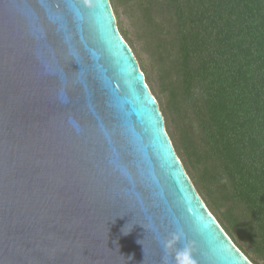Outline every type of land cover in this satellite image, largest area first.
Instances as JSON below:
<instances>
[{
    "label": "water",
    "instance_id": "1",
    "mask_svg": "<svg viewBox=\"0 0 264 264\" xmlns=\"http://www.w3.org/2000/svg\"><path fill=\"white\" fill-rule=\"evenodd\" d=\"M0 0V264H253L198 194L110 0Z\"/></svg>",
    "mask_w": 264,
    "mask_h": 264
},
{
    "label": "trees",
    "instance_id": "2",
    "mask_svg": "<svg viewBox=\"0 0 264 264\" xmlns=\"http://www.w3.org/2000/svg\"><path fill=\"white\" fill-rule=\"evenodd\" d=\"M110 2L198 194L264 264V0Z\"/></svg>",
    "mask_w": 264,
    "mask_h": 264
},
{
    "label": "clouds",
    "instance_id": "3",
    "mask_svg": "<svg viewBox=\"0 0 264 264\" xmlns=\"http://www.w3.org/2000/svg\"><path fill=\"white\" fill-rule=\"evenodd\" d=\"M185 240V233L177 228L167 238L160 240L164 250V264H198L196 257V246L193 241H188L182 248L178 247Z\"/></svg>",
    "mask_w": 264,
    "mask_h": 264
},
{
    "label": "snow or ice",
    "instance_id": "4",
    "mask_svg": "<svg viewBox=\"0 0 264 264\" xmlns=\"http://www.w3.org/2000/svg\"><path fill=\"white\" fill-rule=\"evenodd\" d=\"M85 6L91 7V5L89 3V0H82V3H80V4L67 2V3H65L63 5L60 4V3H57L55 5V7L58 8V9L66 8L69 12H76L77 14H79L81 11L86 10Z\"/></svg>",
    "mask_w": 264,
    "mask_h": 264
},
{
    "label": "rangeland",
    "instance_id": "5",
    "mask_svg": "<svg viewBox=\"0 0 264 264\" xmlns=\"http://www.w3.org/2000/svg\"><path fill=\"white\" fill-rule=\"evenodd\" d=\"M120 13H122L123 15L121 16V20H122V25L123 27L129 31L130 33H133V29L130 27L131 24H130V19L127 15H125L123 12H124V9L123 8H120ZM134 34V33H133ZM134 36V35H133ZM134 39V37H132ZM135 45L137 47V49H140L141 50V43H139L138 41L135 42ZM142 52V57L146 60V55L145 53L141 50Z\"/></svg>",
    "mask_w": 264,
    "mask_h": 264
}]
</instances>
